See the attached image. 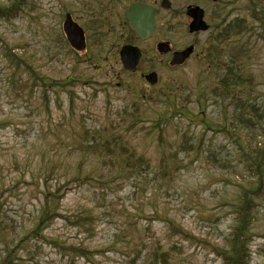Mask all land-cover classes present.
I'll return each instance as SVG.
<instances>
[{
    "label": "rangeland",
    "instance_id": "1",
    "mask_svg": "<svg viewBox=\"0 0 264 264\" xmlns=\"http://www.w3.org/2000/svg\"><path fill=\"white\" fill-rule=\"evenodd\" d=\"M29 1V8L16 18L0 20V261L10 240L16 241L32 227L42 204L41 192L58 189L60 213L72 216L91 211L96 216L94 222L75 227L58 218L44 231L47 241L30 239L26 249L18 251L16 264H148L151 249L157 243L164 249L173 244L182 249L172 254L167 264H223L209 245L221 242L229 232L230 216L223 205L232 192L237 193L238 187L246 183V175L232 168L238 162L233 137L243 140V134L204 132L183 119L167 126L162 139L156 133L146 138L132 129L126 132V139L151 159L152 170L127 176L119 168L94 180H71L84 177L88 170L100 165V161L82 157L70 148L74 144L72 136L82 124L90 129L106 126L117 111H130L131 105L138 102L148 127L154 108L132 91L141 89L138 77L122 70L112 46L116 41L112 35H119V30L109 32L110 38L100 47L90 46L77 56L68 55L61 44V23L66 12L78 23L83 22L81 0ZM170 1L172 8L158 19V30L150 44L162 39L178 47L186 41L185 19L174 14L190 0ZM257 8L251 0H229L227 20L244 18L260 36L252 38L249 46L248 33L231 38L222 45L225 53L217 62L227 63L228 56L244 44L248 57L236 73L252 77L253 86L247 83L238 91H245L246 100L264 99V20ZM113 23L116 25L117 21L113 19ZM209 38L207 34L197 37L202 46L208 45ZM8 48H14V53L25 61L16 72L7 59ZM199 60L193 58L175 70L165 67L159 73L160 89L174 85L183 92V104L186 102L195 112L205 111L215 124H221L226 120L219 113L222 109L232 110L235 96H209L205 87L209 92L217 87L222 74L215 65L200 66ZM24 63L39 77L55 81L70 77L80 82L56 93L48 90L44 96L42 88H35L32 93L16 91L15 86H23L27 78L30 83L34 81ZM237 88L241 87L230 85L231 90ZM187 131L193 136L191 142L198 146L193 151H182L174 145ZM162 159L170 172L164 178L158 174ZM218 162L228 163L229 170L217 169ZM258 202L260 214L253 225L248 264H264V200ZM173 220L200 242L189 243L173 235L167 226ZM51 241L85 246L93 252V258L76 257L70 261Z\"/></svg>",
    "mask_w": 264,
    "mask_h": 264
},
{
    "label": "trees",
    "instance_id": "2",
    "mask_svg": "<svg viewBox=\"0 0 264 264\" xmlns=\"http://www.w3.org/2000/svg\"><path fill=\"white\" fill-rule=\"evenodd\" d=\"M108 1V2H107ZM115 0H81V12L85 14L84 27L88 33V46H100L102 40L106 37V31L110 26V20L104 17V10L109 4H115ZM125 1V0H118ZM29 0H0V20L10 21L16 18L24 9L29 8ZM264 28V26H263ZM255 29L248 22L239 17L231 19L220 30L221 32L214 36L216 45L215 51L221 50L222 45L231 37L248 33L249 40L247 45H250L251 39L259 37V34L253 32ZM61 44L67 49L68 55H78L71 50L64 38L61 36ZM239 46L235 53L228 56V62L223 64V61L215 66V69L220 71L221 77L217 83V87L209 92V88L205 87L209 96L214 99L223 98L226 94L235 96V103L232 110L222 109L219 113L226 120L221 124H215L206 115L205 111L195 112L192 106L183 104V92L174 85L167 86L161 92L142 93L143 100L153 105V119H151L148 127L144 124L143 113L138 102L131 105V109H122L116 112L106 126L98 128H87L84 124L78 133L72 136L74 144L70 147L82 155V157H91L100 161L98 168L94 167L87 171L84 177L71 178L73 181H81L83 179L100 178L105 173H112L119 168L127 176L143 175L152 170L151 159L144 154L139 153L135 147L129 144L126 139V132L129 130H138L146 138L151 137L156 133L159 139H162V133L165 128L176 119L185 120L188 125L194 124L200 126L205 131L218 132L223 136L229 135L230 132H240L243 135L240 137L234 136L233 143L236 145L238 153V162L232 166L233 170L241 171L246 175V183L240 185L237 193L232 192L223 207L230 216V227L228 233L222 238L219 243L207 244L210 250L217 257L223 260V264H248V259L251 258V241H253V225L260 214L259 200H264V99L257 98L256 100H246L243 98L245 91L242 89L247 83L253 86L252 77H244L240 73L242 60L248 57L247 48ZM215 52V53H216ZM217 52V53H218ZM216 53V54H217ZM211 51L206 55L209 63L215 59ZM9 63L14 66L16 72L18 65L25 62L21 55L14 53V48H8L6 54ZM223 52L220 54V58ZM217 58V59H220ZM219 62V60H217ZM25 70L29 71V77L34 80L31 83L27 78L23 82V86L17 88L16 91L23 90L32 93L35 88H42L41 93L44 96L48 90H61L68 85H74L80 82L79 79L68 77L64 81L48 80L37 76L32 67L25 64ZM24 70V71H25ZM223 72V73H222ZM36 79V80H35ZM31 81V80H30ZM230 85H237V89H230ZM205 94L206 91L203 90ZM43 98V97H42ZM227 115H229L227 117ZM125 129V130H124ZM262 138V139H259ZM232 141V137H229ZM193 136L187 132L182 133L180 140L175 141L176 148L182 151H193L198 148L195 143H192ZM261 140V142L259 141ZM69 151V148H68ZM172 155V151L170 152ZM79 169L82 168L80 164ZM228 163L218 162L216 167L220 171H228ZM239 167V168H238ZM108 169V172L106 171ZM94 173L96 175H94ZM158 174L160 177H168L170 175L169 165L163 159L158 164ZM42 204L38 209L32 227L22 234L16 241L10 240L7 246V252L0 264H16L19 260L18 251L26 249L30 239L40 238L47 241L44 231L54 223L58 218L72 222L75 227H83L91 225L96 216L91 211H85L80 214L66 216L59 212V192L43 190ZM262 206V205H261ZM167 226L169 231L189 243L200 242L198 239L181 225L175 221H168ZM4 237V236H3ZM51 244L58 247L68 259L72 261L78 258H93V252L82 245L61 244L51 241ZM182 251L180 246L173 244L167 249H164L159 243L155 244L151 249L148 264H167L169 263L172 254H178Z\"/></svg>",
    "mask_w": 264,
    "mask_h": 264
},
{
    "label": "water",
    "instance_id": "3",
    "mask_svg": "<svg viewBox=\"0 0 264 264\" xmlns=\"http://www.w3.org/2000/svg\"><path fill=\"white\" fill-rule=\"evenodd\" d=\"M263 4L264 11V0H259ZM162 7H169L170 4L167 0H162ZM154 9L146 6L135 4L125 12V16L128 25L139 35L141 39L148 38L153 29V18ZM187 15L193 18V21L189 25V31L204 30L206 26L201 21L202 11L197 7H189ZM63 32L65 33L66 39L70 46L76 51H82L85 48L84 35L82 29L72 21L71 16L67 14L65 16L63 25ZM159 52H167L169 47L166 43H159L157 45ZM192 47H188L182 52L173 53L170 65H177L183 63L191 52ZM139 50L133 46H123L120 50V60L123 68L128 71H135L139 60ZM146 80L153 84L156 81V74L150 73L146 76Z\"/></svg>",
    "mask_w": 264,
    "mask_h": 264
},
{
    "label": "flooded vegetation",
    "instance_id": "4",
    "mask_svg": "<svg viewBox=\"0 0 264 264\" xmlns=\"http://www.w3.org/2000/svg\"><path fill=\"white\" fill-rule=\"evenodd\" d=\"M126 1H128V3L126 4V8L129 7L130 5L134 4V3H141V4L144 3V4H147L149 6L156 8L158 10L156 15H155V19H154V31L152 34V37H154L156 31L158 30V27H157L158 24L156 26V21L163 14H165L164 10L159 7V0H126ZM126 1H120V3H124ZM191 2H192L191 4L199 5L203 9V19L205 20L206 23H209V17H210V14H211L210 12H211L212 8L213 9L216 8L218 10V16L216 17L217 19L214 18L219 23L217 25V28H219L220 23L222 21H224V19H226V15H227L228 10H229V0H191ZM120 3L118 2L116 5L115 4H109L106 7V13L110 14V16H113V17H118L122 14L124 17V11L126 9L124 8L122 10V13H121L122 7H120ZM109 11H110V13H109ZM187 19H188L187 22H189V18H187ZM210 24L211 25L213 24L212 20L210 21ZM160 25H162V24H159V26ZM118 26L121 30L122 36H127L128 32H130L129 31L130 29L128 28L127 24L125 23L124 26H122V25H118ZM206 32H197V33L185 34L184 37H185L186 41L181 46H178V47H172L169 43V45L171 47V52L166 53V54H160L156 51V44L158 42H162V41L165 42V41L162 39H158V40L154 41L153 44L150 45V47H149L150 52H151V56L148 60H149L150 64L155 63L157 65L156 66L157 68L164 67L166 61L168 62L170 60L172 52L180 51L184 47H186L187 45H193L194 51L189 56V59H190L195 54L196 47H200V45L202 44L201 41L199 39H197V37L200 36L201 34L206 33ZM199 52L200 51H198V53ZM143 54L144 53L141 52V60H140L138 69L141 67ZM148 71H149L148 69H145L143 72H138V71L137 72H138L139 76L142 77ZM144 86L147 87L146 84Z\"/></svg>",
    "mask_w": 264,
    "mask_h": 264
}]
</instances>
